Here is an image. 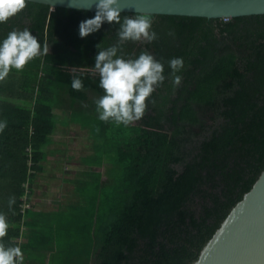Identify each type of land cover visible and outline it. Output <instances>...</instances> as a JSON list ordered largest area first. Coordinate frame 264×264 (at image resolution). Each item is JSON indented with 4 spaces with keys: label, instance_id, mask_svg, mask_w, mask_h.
I'll use <instances>...</instances> for the list:
<instances>
[{
    "label": "trees",
    "instance_id": "trees-1",
    "mask_svg": "<svg viewBox=\"0 0 264 264\" xmlns=\"http://www.w3.org/2000/svg\"><path fill=\"white\" fill-rule=\"evenodd\" d=\"M94 15L28 2L0 23V39L28 28L48 49L0 80V213L8 222L0 243L20 247L17 224L30 212H22L24 186L43 169L59 108L91 128L102 141L96 156L109 161L104 180L93 174L86 183L97 195L87 264H192L264 171V15L151 16L157 39L126 41L121 52H150L166 79L128 126L98 119L94 58L98 44L117 43L119 25L104 22L81 38L79 23ZM172 57L184 60L175 87ZM74 76L82 90L71 87Z\"/></svg>",
    "mask_w": 264,
    "mask_h": 264
},
{
    "label": "clouds",
    "instance_id": "clouds-1",
    "mask_svg": "<svg viewBox=\"0 0 264 264\" xmlns=\"http://www.w3.org/2000/svg\"><path fill=\"white\" fill-rule=\"evenodd\" d=\"M28 0H0V23L6 22L26 7ZM95 6V15L82 20L78 25L81 38L97 32L104 22L119 25L118 41L107 48H99L95 55L94 69L99 73V87L103 94L94 100L98 119L114 121L117 125L128 126L140 120L146 111L152 93L163 84L164 63L150 52L142 51L135 58H126L121 45L126 41L151 43L157 39L152 29V18L148 14H136L121 18V0H91L88 8ZM42 49L37 36L28 28L13 29L0 39V80L6 78L12 69L22 70L33 58L47 52ZM173 75V86H179L182 77L179 73L184 66L183 57H172L167 61ZM74 90L84 88L83 81L74 76L71 81ZM6 127V121L0 120V131ZM9 198V205L14 203ZM8 222L0 213V237L6 235ZM24 253L17 246H5L0 243V264H23Z\"/></svg>",
    "mask_w": 264,
    "mask_h": 264
},
{
    "label": "crops",
    "instance_id": "crops-1",
    "mask_svg": "<svg viewBox=\"0 0 264 264\" xmlns=\"http://www.w3.org/2000/svg\"><path fill=\"white\" fill-rule=\"evenodd\" d=\"M53 112L55 128L44 148L43 169L29 185L31 209L17 224L22 229L23 264H87L94 253L91 201L97 195L96 185L86 183L93 174H101L104 180L109 161L96 156L102 141L90 127L74 120L70 112L59 108ZM58 225L63 236L60 248L55 233Z\"/></svg>",
    "mask_w": 264,
    "mask_h": 264
},
{
    "label": "water",
    "instance_id": "water-1",
    "mask_svg": "<svg viewBox=\"0 0 264 264\" xmlns=\"http://www.w3.org/2000/svg\"><path fill=\"white\" fill-rule=\"evenodd\" d=\"M51 11L95 14L91 0H28ZM121 14L239 18L264 15V0H121ZM192 264H264V171L255 186L205 244Z\"/></svg>",
    "mask_w": 264,
    "mask_h": 264
},
{
    "label": "built area",
    "instance_id": "built-area-1",
    "mask_svg": "<svg viewBox=\"0 0 264 264\" xmlns=\"http://www.w3.org/2000/svg\"><path fill=\"white\" fill-rule=\"evenodd\" d=\"M29 152V151H28ZM30 155V153H29ZM24 188L26 189L27 191V194H28V190H29V185H25ZM26 194V197H24L23 199H21V201L24 202V204L22 205V212L25 213L26 211L30 210L31 207L30 205L27 203V200H28V196Z\"/></svg>",
    "mask_w": 264,
    "mask_h": 264
},
{
    "label": "rangeland",
    "instance_id": "rangeland-1",
    "mask_svg": "<svg viewBox=\"0 0 264 264\" xmlns=\"http://www.w3.org/2000/svg\"><path fill=\"white\" fill-rule=\"evenodd\" d=\"M55 181V180H54ZM57 183V182H56ZM61 226L58 225V228L56 229L55 233H56V236H57V245L58 247L60 248V246L62 245V239H61V236H62V230H61ZM64 232V231H63ZM61 235V236H60ZM63 237V236H62ZM64 241V240H63Z\"/></svg>",
    "mask_w": 264,
    "mask_h": 264
}]
</instances>
